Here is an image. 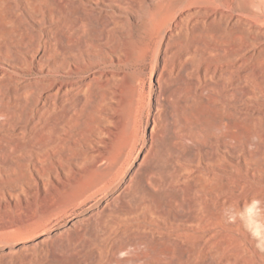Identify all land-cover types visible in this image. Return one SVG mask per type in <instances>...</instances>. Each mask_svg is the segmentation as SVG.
Wrapping results in <instances>:
<instances>
[{"label": "rangeland", "instance_id": "rangeland-1", "mask_svg": "<svg viewBox=\"0 0 264 264\" xmlns=\"http://www.w3.org/2000/svg\"><path fill=\"white\" fill-rule=\"evenodd\" d=\"M178 1L66 0L58 16L55 43L61 47L65 34H79L87 43L104 48H90L91 55L86 56L88 71L74 77H55L33 64L20 69L12 53L22 51L18 37H0V70L11 74L18 86L33 85L36 78L42 82L52 78L79 80L97 71L102 75L118 73L119 102L123 104L119 114L127 116L128 122L123 144L137 131L139 150L145 146L153 149L157 165L168 169L174 180L163 192L169 190V197L159 199L161 202L142 195L148 207L159 208L163 224L157 233L142 231L137 235L146 238L145 243L121 251L128 235L108 238L93 217L83 215L93 201L69 208L64 215H51L43 225H24L0 233V264H113L115 258L126 264H264V243L258 246V240L264 241V220L253 213L235 215L243 198L242 184L254 183L258 190L264 186L263 179L252 175L254 169L243 163L251 147V133L256 135L257 149L264 150V0H194V6L208 10L211 16L216 12L217 17L185 22L181 21L185 11H178ZM231 11L239 20L229 17ZM118 17L128 21L122 23ZM2 24L14 28L18 35L26 33L25 23L12 26L5 20ZM77 25L84 31L77 30ZM160 35L158 57L153 52L146 54L149 47L156 48ZM119 41L125 44L124 50L115 54ZM129 52L132 56L128 57ZM239 74L246 75L241 80L243 87L235 78ZM245 87L252 88L255 96H244ZM183 108L197 114L193 117L195 127L199 124L197 130H186L180 121ZM207 124L220 127L218 133L229 130L231 133L225 132H229L231 141L237 140L232 142L234 147L221 152L225 161L220 167L205 161V149L214 148L215 131ZM151 134L156 136L153 140ZM171 137L183 142L182 151L171 149ZM180 168L192 171L176 179ZM201 172L217 174L226 188L219 196L202 200L208 205L212 201L215 208L224 207L222 218L215 220L211 213L197 210L201 194L196 184ZM198 215L203 217L200 223Z\"/></svg>", "mask_w": 264, "mask_h": 264}, {"label": "bare ground", "instance_id": "bare-ground-1", "mask_svg": "<svg viewBox=\"0 0 264 264\" xmlns=\"http://www.w3.org/2000/svg\"><path fill=\"white\" fill-rule=\"evenodd\" d=\"M65 1L0 0V37L13 40L18 37L22 51L12 50V53H15L13 56L20 64V69L33 64L39 70L52 73L55 77H74L88 71L86 56L91 55L90 48L96 51L104 50L87 43L79 34H65V43L61 47L55 43L58 37L56 24L65 7ZM194 4V0L178 1V11H185L181 21H195L194 18L206 21L217 17L216 12L211 16L208 10L198 8ZM251 5L254 6L253 3ZM229 17L239 20L234 11H231ZM5 20L12 26L25 23L26 33L18 35L11 26V29H8L9 27L2 24ZM118 21L125 22L128 19L120 17ZM78 27L77 30H83ZM161 38L160 35L155 44L156 48L149 47L146 54L153 52L154 57H158ZM121 42L115 44L118 50L115 54L123 49L125 44ZM5 50L9 53L8 48ZM165 51L167 54V49ZM104 52L107 53L106 50ZM165 60L166 57H163V64ZM97 72L79 80L52 78L42 82L36 78L33 85L18 86L11 74L0 70V233L11 232L24 225H43L51 215H64L69 208L84 206L93 201L83 215L93 217L108 238L119 234L128 235L121 251H126L131 245L145 243L146 238L137 237L140 232L157 233L163 228L159 208L148 207L142 195L153 198V201L168 198L169 190L163 192L174 180L168 169L157 165L153 152L151 153L153 149L145 146L139 150L141 138L137 131L133 138L123 144L128 122L127 116L124 118L119 114L123 107L119 102L120 76L118 73L102 75ZM235 78L238 86L243 87L244 82L241 80L246 79V75L239 74ZM2 80L6 82L2 83ZM242 92L246 97L255 96L250 87H245ZM195 115L197 114L183 108L180 121H183L186 130L199 128V124L196 128L193 122ZM204 126L208 128L209 124ZM209 128L215 130L214 148L205 149V161L209 165L220 167L225 161V155L222 153L234 147V141H231L229 130H225L229 131L227 134L223 130L225 134L222 135L223 133L217 132L220 127L213 125ZM170 139L168 141L174 152L183 150L182 141H175L172 137ZM248 145L251 147L245 153L243 163L247 168L254 169L253 176L257 174L264 181V150L257 149L254 133L249 135ZM147 161L149 162L146 164ZM190 171V168H180L176 171V179ZM201 175L202 177L197 176L200 179L198 183L194 182L201 194L197 210L211 213L215 220L222 218L224 207L215 208L212 201L208 205L202 200L209 195L219 196L226 188L219 181L217 174L201 172ZM242 176L244 175L241 174ZM136 178L138 182L134 183ZM242 188L240 194L243 198L236 206L235 215L253 213L264 220V186L258 190L255 189L254 183L246 182L242 184ZM74 197L77 199L71 200ZM197 221L202 222L203 217L199 216ZM75 224L76 222H73V225ZM113 264L126 263L115 258Z\"/></svg>", "mask_w": 264, "mask_h": 264}, {"label": "clouds", "instance_id": "clouds-1", "mask_svg": "<svg viewBox=\"0 0 264 264\" xmlns=\"http://www.w3.org/2000/svg\"><path fill=\"white\" fill-rule=\"evenodd\" d=\"M261 243H264V241H259L258 240V246H260Z\"/></svg>", "mask_w": 264, "mask_h": 264}]
</instances>
